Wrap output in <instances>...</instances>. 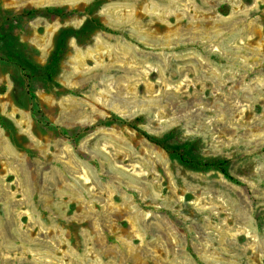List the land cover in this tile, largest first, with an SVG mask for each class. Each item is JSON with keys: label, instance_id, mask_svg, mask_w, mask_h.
I'll return each mask as SVG.
<instances>
[{"label": "rangeland", "instance_id": "obj_1", "mask_svg": "<svg viewBox=\"0 0 264 264\" xmlns=\"http://www.w3.org/2000/svg\"><path fill=\"white\" fill-rule=\"evenodd\" d=\"M92 3L110 30L53 82L0 59V264H264V0H0V57L43 64ZM45 6L77 12L2 18Z\"/></svg>", "mask_w": 264, "mask_h": 264}, {"label": "trees", "instance_id": "obj_2", "mask_svg": "<svg viewBox=\"0 0 264 264\" xmlns=\"http://www.w3.org/2000/svg\"><path fill=\"white\" fill-rule=\"evenodd\" d=\"M90 4L84 12L88 15L83 23L78 26H65L57 30L54 36L53 47L48 54L45 62L39 64L31 57L29 53L23 48L19 53L6 54L0 57V59L14 64L19 68L27 79L38 77L47 83L53 82L55 77L60 71L61 61L69 50V40L74 38L78 43L82 44L90 41L92 32L97 29L110 30L103 25L96 16L89 15L91 13ZM75 10H62L59 7L45 6V7H30L24 8L19 12L6 11L3 13V21L10 19L19 20L23 17H34L38 15L42 16H67ZM124 122L121 119H118ZM134 121L128 123L133 126L142 136L149 142L161 147L168 155L180 160L182 163L190 165L196 169L214 168L219 170L227 179L234 181L235 178L229 172L228 161L218 157H203L190 151V144L186 140H182L179 135L170 130L162 135H154L141 129L135 124ZM109 122V121H108ZM0 123L5 125L6 121L0 115Z\"/></svg>", "mask_w": 264, "mask_h": 264}]
</instances>
